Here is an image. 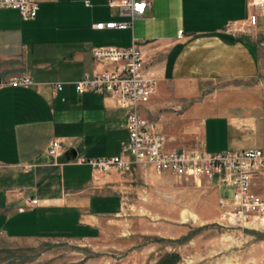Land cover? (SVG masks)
Returning a JSON list of instances; mask_svg holds the SVG:
<instances>
[{"label":"crops","instance_id":"1","mask_svg":"<svg viewBox=\"0 0 264 264\" xmlns=\"http://www.w3.org/2000/svg\"><path fill=\"white\" fill-rule=\"evenodd\" d=\"M37 1L30 21L0 9V78L27 74L34 81L0 88V247L91 242L120 219L127 171L97 172L80 162L117 155L128 137L126 111L112 98L74 89L84 73L113 68L94 61L92 47H129L133 40L142 47L158 88L139 110L168 148L264 151V90L233 94L225 115L203 118L191 108L179 120L158 113L169 82L264 78V48L228 30L246 21L248 0H153L132 28L102 31L93 25L128 21L106 0ZM51 82H63L62 89ZM52 140L62 148L56 158L47 153Z\"/></svg>","mask_w":264,"mask_h":264},{"label":"rangeland","instance_id":"2","mask_svg":"<svg viewBox=\"0 0 264 264\" xmlns=\"http://www.w3.org/2000/svg\"><path fill=\"white\" fill-rule=\"evenodd\" d=\"M228 30L264 48V18L255 27L237 24ZM163 88L160 116L180 120L197 108L204 118L225 115L233 94L263 91L264 78L169 82ZM121 176L124 209L99 238L5 242L0 264H264V221L237 225L228 220L218 202L231 194L226 182L178 179L148 166ZM252 192L264 198V171L253 178Z\"/></svg>","mask_w":264,"mask_h":264},{"label":"built area","instance_id":"3","mask_svg":"<svg viewBox=\"0 0 264 264\" xmlns=\"http://www.w3.org/2000/svg\"><path fill=\"white\" fill-rule=\"evenodd\" d=\"M153 0H106L109 8L117 10L120 18L128 21L98 22L95 30H128L141 18ZM88 5V3H86ZM0 9L18 11L23 21L33 20L39 10L37 0H0ZM248 16L242 27H255L264 18V0H248ZM235 26V25H234ZM182 32L178 33V39ZM96 62H109L113 68L84 73L72 83L77 94L93 91L112 98L126 111L128 137L120 145V152L110 157H98L80 162L93 171H127L135 166H148L157 174H171L178 179L204 177L211 181L226 182L231 186L228 197L218 202L228 220L237 225L264 221V198L252 192L253 178L264 171V151L245 148L208 152L197 147L168 148L164 134L156 123L143 117L139 107L149 102L158 86L156 74L146 66L142 47L133 40L129 47H92ZM33 79L27 74L0 78V88L8 85L29 86ZM54 91L62 89L63 82H51ZM57 140H52L47 153L56 158L61 153ZM31 204L36 199L29 201Z\"/></svg>","mask_w":264,"mask_h":264},{"label":"bare ground","instance_id":"4","mask_svg":"<svg viewBox=\"0 0 264 264\" xmlns=\"http://www.w3.org/2000/svg\"><path fill=\"white\" fill-rule=\"evenodd\" d=\"M229 190L231 191V187L229 186Z\"/></svg>","mask_w":264,"mask_h":264}]
</instances>
